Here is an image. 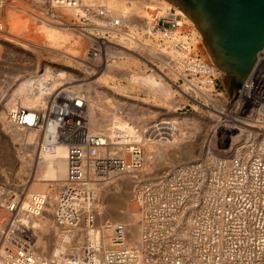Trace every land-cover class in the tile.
Masks as SVG:
<instances>
[{
    "label": "built area",
    "instance_id": "built-area-1",
    "mask_svg": "<svg viewBox=\"0 0 264 264\" xmlns=\"http://www.w3.org/2000/svg\"><path fill=\"white\" fill-rule=\"evenodd\" d=\"M16 1L0 0V30L5 28L7 7ZM20 1L34 15L41 9L72 8L78 29L95 38L83 61L87 64L115 59L116 54L108 50L110 44L140 53V49L126 46L131 29L161 44L173 41L183 55V64L170 58V65L156 67L175 90L176 111L187 106L196 109L194 105L213 106L214 98L205 95H216L217 79L223 73L216 76L206 69L198 44L200 35L193 38L192 30L181 31L182 16L174 4L153 19L140 20L137 15L128 17L101 3L87 4L83 0ZM53 18L63 22L60 16ZM183 35L186 37L176 40ZM66 74L56 68L30 74L27 79L32 90H45L46 107H19L10 110L9 117L16 125L40 131L52 125L49 137L66 144L67 175L58 192L54 220L68 231L78 228L90 239L95 238L96 244L91 249L86 239L82 255L66 256L68 264H264V49L237 89L228 115H223L229 117L228 121L235 118L237 125L244 124V135L255 129L258 136L234 150L208 151L203 158L138 182L132 197L141 212L138 244L129 241V227L124 222L98 225L96 203L108 184L144 169L145 146L142 141H134L111 149L102 131L91 126L87 102ZM231 113L237 117H231ZM177 131V124L166 118L144 125L145 137L154 141L166 140ZM23 194L0 187V208L11 215L2 233L13 241L0 256V264H52L51 259L37 257L34 248L26 245L34 236L31 225L19 216ZM47 204V193H35L24 209L25 215L39 217Z\"/></svg>",
    "mask_w": 264,
    "mask_h": 264
},
{
    "label": "bare ground",
    "instance_id": "bare-ground-1",
    "mask_svg": "<svg viewBox=\"0 0 264 264\" xmlns=\"http://www.w3.org/2000/svg\"><path fill=\"white\" fill-rule=\"evenodd\" d=\"M83 2L87 4L101 3L106 8L122 13L125 16L137 15L140 17V20L153 19L155 15L167 10L170 5V2L167 0H129L128 2L124 0H83ZM71 9L60 8L52 10L54 13L41 9L38 15H34L27 10L20 0L16 1L14 6L9 5L3 18L5 28L4 30H0V51L3 49L1 48L2 44H13L30 51L39 64L40 60L46 61L48 59L68 62L67 64H69L76 59H72L69 56L74 55V53L77 57L76 62H78V59L84 61L88 57V49L93 44L95 38L92 33L81 32L78 29L75 22H73V11ZM178 11L183 21L181 31L188 33V31L192 30L193 38L196 35H200L198 44L199 49L204 54L202 57L206 69L209 68L210 72L216 76H221V70L213 63L202 42L201 33L184 12L180 9ZM57 16H60L63 22H57L53 18ZM140 22L144 23L143 21ZM68 34L73 38L74 45L72 40L69 41L70 38L67 39ZM128 36L130 37H127L126 46L135 50L140 49V53L123 49V47L116 44L108 45V50L111 53H115L116 58L103 61L100 67L98 65L90 67L85 63L86 72L84 74H90L88 73L90 70V72H94L97 69V77L93 81H88L90 78L88 76L83 77L78 81L86 82L79 85L75 84V88L78 92H81L78 90L79 87L87 90V93L82 92L80 95L87 102L89 122L94 130L102 131V134L107 139V145H110L111 149H119L120 144L134 141H142L145 146L146 166H144V169L135 174H127V178L122 176L112 184H108L103 188L96 203L99 205L98 202L100 201L107 204L104 207L105 209L103 207L100 208L103 211L100 210L101 212H98L97 221L99 218L102 220L105 218L104 220L109 219L110 222L120 220L126 223L129 227V241L133 244H138L141 233V212L132 198L133 195L130 193L131 187L133 194L138 181L140 182L148 178L146 175L152 172L150 170V166L152 165L150 162L154 163L155 165H153L156 168L153 173L154 175L150 174V177H156L162 174L160 171L164 170V168L170 169L175 164H173L175 161L182 163L195 158L197 152V148L193 143L194 141L192 142L190 139L195 138L192 135L189 138L190 140H186L189 136H183L182 134H173L166 140L154 141L147 139L144 134V125L150 116H144L147 114L153 116V113L156 111L152 107L157 106L159 110L156 114L165 113L166 117L170 119L180 120L184 129L195 127L197 116L185 115L184 117L183 114L176 112V105L178 104H176V100L173 98L175 91L171 89L169 81L166 82L163 79V77L166 78V75L162 73V70L160 69V72L163 77L158 76L154 70L153 59L156 58L163 65H170V62H164L162 57H165L167 60L173 58L180 64H183L181 60L183 55L175 48L174 42L168 40L166 44H161L150 37H145L140 31L138 32L135 29H131L128 32ZM133 37L137 38L138 41H135ZM185 37V35L179 36L176 40ZM138 43L140 48H137ZM186 55L184 54V57ZM79 65L82 66L80 61ZM148 67H150V72H148ZM178 74L182 75L184 73ZM119 75L127 81V84H123L122 82L117 83V76ZM68 77L71 79L72 75L69 74ZM72 82L75 83L76 81L72 80ZM140 90L146 92L149 96L147 98H141L138 95L133 96L132 92L137 93ZM44 91L43 88H40L39 91H33L30 82L28 79H25L12 91V98L8 100L6 105L7 107H14L13 109H21L19 107H39L44 109L47 104V98L43 96ZM205 96L213 99L210 95L206 94ZM142 102H145L147 107H144ZM153 102H155V105L152 104ZM214 103L218 106L216 102ZM218 109L216 111L219 114H225L226 109L224 106H218ZM234 113H231V117H237ZM1 114V123L5 127L4 131L9 130L8 134L10 133L15 141L21 142L24 147H20V149L30 150L33 154L32 158L28 160L29 155L24 151L20 152L21 169L25 167L26 162H29V164L31 162L30 165H33L31 169L32 173H30L31 170L28 172L31 175H28V180L25 183L31 186L30 196L27 197L25 195L21 203L23 208L19 210L21 220L31 225L33 230L34 238L31 241H27L26 245L31 249L34 248L33 252L37 257H40V253H47L48 256L46 257L52 260V264H68L66 256L70 254L82 255L80 253L84 251V247H82L85 244L82 242L84 239H88V245L91 249H94L96 244L95 238L90 239L89 236H83V233L79 231H68L64 227H61V225H58L54 218H52L56 208L58 191L67 175L66 144L61 140L56 141L49 137L52 125H50V129L40 131L36 128L22 127L14 124L9 117V112L5 114L3 111ZM236 122L234 118L227 123H223L221 126L224 129L221 133L223 134L225 131L228 133V137H230L228 140H231L230 144L233 150L238 148L239 144L249 141L251 135H256V133L251 131L246 132L244 135V124L237 125ZM236 132L237 134L234 135ZM120 148L122 149V147ZM44 149L46 151H43ZM166 152H171L174 159H165L162 153ZM24 170L26 171V169ZM148 170L151 172H147ZM165 172L166 170L163 174ZM35 193H47L50 207H46V215L44 212L39 217L30 218L25 215L26 211L24 209L29 204V198ZM129 193L131 199L128 198ZM10 217V211L0 208V256L7 248L13 245L10 237L8 235L4 237L2 233ZM102 220H99V222H102Z\"/></svg>",
    "mask_w": 264,
    "mask_h": 264
},
{
    "label": "rangeland",
    "instance_id": "rangeland-1",
    "mask_svg": "<svg viewBox=\"0 0 264 264\" xmlns=\"http://www.w3.org/2000/svg\"><path fill=\"white\" fill-rule=\"evenodd\" d=\"M67 36H68L67 39L70 38L69 41L72 40V43L74 45V40L71 37V35L68 34ZM14 46L15 45H13V44H10V45L2 44L1 48H3V49H1V51H0V187H5L6 190H8L9 192L17 193V194H22V192L24 191V196L22 197V200H21V203H22L25 195H27V197L30 196L31 186H30V184H25V183L28 180V175H31L30 173H32L31 169H32L33 165H30L31 162H30V164H29V162H26L25 167L21 169L20 152L22 153L24 151L26 154H28L30 156V157L28 156V160H30V158H32L33 154L30 150L26 151L24 149H20V147L22 148L24 146L21 144L20 141H15V139L10 135V133L8 134L9 130L4 131L5 127L1 123V116H2L1 113L4 111V113L6 114L14 108V107H9V106L7 107V105H6L8 100H10L12 98V95H11L12 91L17 87V85L20 82L27 79L30 74L35 73L39 70H41V71L45 70V71L53 72V71H55V68H56V69L65 71L68 74V75L66 74V76H69V74L72 75L71 79L76 81L74 84H77V85L85 83L86 81H78V80L82 79L83 77L85 78L86 76L90 77L88 81H93L94 79H96V77H97L96 74L98 72L96 73L97 69H95L94 72L93 71L90 72L91 71L90 70L88 72L90 74H84L86 72L85 67H84L86 64L79 59L77 60L78 62H76L77 57H76L75 53H74V55L73 54L69 55L72 57V59L76 58V59H74L73 62H70L69 64H67L68 62L65 63V62L53 61L51 59H48L46 61L40 60V64H39L38 61L36 60L35 56H33L30 51L24 50L23 48L18 47V46H15V47ZM72 47H74V46H72ZM203 56H204V54H203ZM162 58H163L164 62L169 61L165 57H162ZM79 61H80V63H82V66L79 65ZM97 62H93V63L87 64V65H89L90 67L91 66L94 67V66L98 65V67H100V65H102L101 63H103L100 61H97ZM153 64H154L155 68L153 66H151V67L154 68V70L157 72L158 76L160 75V77H163L162 73L160 72V69H158V67L163 69L164 65L162 64V62L158 58H156V59H153ZM156 66H158V67H156ZM133 69H135V67H133ZM148 69H149L148 72H150V67H148ZM61 75L64 76V73H62ZM218 78L219 79H217L218 80L217 93H216V95L215 94L212 95V98H214V100H213V106L211 105V108H205V107H199V106L197 107L196 105H194V107H196V109H192L190 106H187V107L183 108L182 110L179 109L178 111H176L177 113L183 114L184 117H185V115L197 116L195 127H190L189 129H187V128L184 129V127L181 125L182 122L180 120L171 119L172 122L175 121L174 124H177V126H178L177 135L182 134L183 136H189L188 139L186 138V140L191 139L192 142L194 141L193 143L197 148V152L195 154V158H192L191 160H196V159H200V158L205 157L206 154L208 153V151H211V152L213 151V153H219V151H221L223 153L224 150H228V149L230 150V148H232L231 144H230L231 140L230 141L228 140V139H230V137H228V133L226 131L223 134L221 133V131L224 130L221 127L222 124L229 122L227 120V119H229V117H226V116L228 115V112L230 110V104H231L232 99L230 98V95H229V93H228V91H227V89L223 83V74L221 77H218ZM117 79H118L117 83L122 82L123 84H127V81L124 80V78H122L120 75L117 76ZM163 79H165V81L168 82V80L166 78L163 77ZM171 89H173V88H171ZM78 90H80L81 92L87 93V90L83 87H79ZM223 93L225 95H222ZM132 94H133V96L138 95L141 98H147L149 96L146 92L141 91V90L138 91L137 93L132 92ZM173 98H175V93H174ZM130 99H132V98H130ZM214 102H216V104H218V106H224V108L226 109V112H225L226 116H223L224 114H219L216 111L218 109V106L215 105ZM152 104L155 105V102H153ZM142 105L144 107H147V104H145V102H142ZM176 108H178V105H176ZM152 109H154L156 112H158V110H159L157 106H153ZM156 112L153 113V116L148 115V114L144 116V117L150 116L146 120L145 125L154 119H163V118L170 119V118L166 117L165 113L156 114ZM179 119H181V118H179ZM197 119H199V120H197ZM249 130L253 133H259V131L255 130V129H249ZM236 134H237V132L234 133V135H236ZM191 135H192V137H195V138H190ZM220 136H222V137L220 138ZM257 136L258 135H256V136L251 135L250 139H253ZM226 142H228V144H226ZM238 146H241V144H239ZM162 154H163L164 158L167 160H173L174 159L173 155H171V152L170 153L166 152V153H162ZM34 160H35V157H34ZM186 162H188V161H186ZM150 163L152 164V165L150 164L151 165L150 170L152 172L150 170L147 171V172H151V173L146 175V177H148V178H150V176H151L150 174H153L154 170L156 169L154 166L155 164L152 162H150ZM174 163L175 164L177 163V164L175 165ZM182 163H185V162H182ZM182 163H178V161L177 162L175 161V162H173L174 165L172 167L177 166V165L182 164ZM144 166H146V165H144ZM172 167L170 169H172ZM23 169H26V171L24 170L25 171L24 172ZM170 169L164 168V170L160 171V173L162 172L161 175H163V172L165 170H166V172H168ZM30 170H31V172H30ZM28 172H30V173H28ZM124 177L127 178L128 176L124 175ZM132 178H136V177H132ZM130 193H131V195H133L132 194V187L130 189ZM130 193L128 194V198L131 199ZM98 203H99V205L96 204V207H97L98 212H101V211H103V209H105L104 207L107 206V204L102 203L100 201ZM49 207H50V205L47 204V208H49ZM102 207H103V209L101 210L100 208H102ZM1 209H2V207H1ZM46 213L47 212L45 211L44 214L46 215ZM52 218H54V214L52 215ZM104 219L105 218H103V220L101 218H99V220H102V222L101 221L99 222V220H98L97 221L98 225H102L103 223H105L107 221L110 222L109 219H106V220H104ZM115 221H120V220H115ZM74 231L78 232L79 230H78V228H75ZM83 236H85V234H83ZM82 242L85 243L84 245H82V247L85 248L87 246V240L84 239V241H82ZM73 253H74V251H73ZM40 254L44 255V256H48L47 253H44V254L40 253Z\"/></svg>",
    "mask_w": 264,
    "mask_h": 264
},
{
    "label": "water",
    "instance_id": "water-1",
    "mask_svg": "<svg viewBox=\"0 0 264 264\" xmlns=\"http://www.w3.org/2000/svg\"><path fill=\"white\" fill-rule=\"evenodd\" d=\"M167 1L193 21L233 99L264 49V0Z\"/></svg>",
    "mask_w": 264,
    "mask_h": 264
},
{
    "label": "trees",
    "instance_id": "trees-1",
    "mask_svg": "<svg viewBox=\"0 0 264 264\" xmlns=\"http://www.w3.org/2000/svg\"><path fill=\"white\" fill-rule=\"evenodd\" d=\"M238 87H239V84H236V86H235L234 90H236Z\"/></svg>",
    "mask_w": 264,
    "mask_h": 264
}]
</instances>
